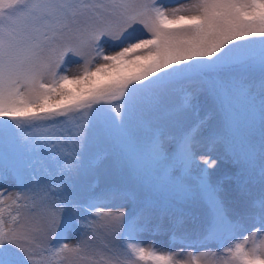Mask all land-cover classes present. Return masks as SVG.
Returning <instances> with one entry per match:
<instances>
[{"label": "snow or ice", "instance_id": "obj_1", "mask_svg": "<svg viewBox=\"0 0 264 264\" xmlns=\"http://www.w3.org/2000/svg\"><path fill=\"white\" fill-rule=\"evenodd\" d=\"M175 2L0 0V118L27 150L0 161V264H264V0ZM205 144L237 171L213 182ZM108 159L116 179L82 190ZM147 231L182 247H145Z\"/></svg>", "mask_w": 264, "mask_h": 264}, {"label": "rangeland", "instance_id": "obj_2", "mask_svg": "<svg viewBox=\"0 0 264 264\" xmlns=\"http://www.w3.org/2000/svg\"><path fill=\"white\" fill-rule=\"evenodd\" d=\"M180 2H185V0H180ZM168 7H176L177 4L175 0H167ZM139 35V33H137ZM70 72L69 75L77 74L80 68L79 63H72L68 65ZM254 82H258L254 78ZM253 91H256L254 88ZM257 98H259L257 96ZM213 113V108L210 102H202L201 108L199 111V118H206L207 119V130L205 135H208L212 130H214L217 126L218 117L215 116ZM8 118H0V161H2L6 166L10 165L11 163L17 162L23 152H26L24 146V139L18 132H15L11 129H6L3 127L4 120ZM259 127L258 121V112H257V128ZM257 140H258V132H257ZM202 156H210L212 159H217V167L215 169H210L209 174L210 178L213 182L223 180L224 175L227 173L229 175H233L237 171V167L233 166L230 162V159L225 156L223 145H217L213 150L211 145L205 144L201 145L197 150V159L199 161L200 166H203V160L200 159ZM35 158V157H34ZM257 165H259V161H257ZM39 169V165H37ZM7 170V168H6ZM258 174V167L254 170ZM195 174V173H194ZM116 179L115 170L113 167V161L111 159L105 160L103 164L97 169V173L94 176H89L85 181L82 182V190L87 191L89 186L99 181V185L103 187L105 184L112 182ZM3 187L7 188L9 191H19L18 188L15 186V180L9 177L5 182ZM224 187L226 189L224 199L226 201V206L230 213L239 218L241 215L245 213L247 207V201L245 200L244 196L238 191L237 184L235 179L228 181L224 180ZM260 185L256 184H249V188L251 189L252 193L255 195L260 191ZM115 211V209H113ZM124 210V209H120ZM192 212L194 215L202 214V206L197 205L192 208ZM245 227L247 231H244L242 235L238 237V239H243L244 236L248 235L249 231L255 230L258 227L257 224L251 218L246 217V224ZM140 240L143 242V246L151 247L155 246L158 249H162L164 251H172L176 252L179 251L182 245L174 241L172 236L169 232H154V231H147L144 232ZM107 241L104 240L103 237H100L95 243L99 246L102 243H106ZM71 243V241H69ZM185 252H196L197 250L194 248H184ZM199 251H215L219 254L220 249L215 245L212 244L208 248H200ZM68 255V260H58L54 261L53 264H69V261L72 260L70 254H62ZM39 261V257H37Z\"/></svg>", "mask_w": 264, "mask_h": 264}, {"label": "trees", "instance_id": "obj_3", "mask_svg": "<svg viewBox=\"0 0 264 264\" xmlns=\"http://www.w3.org/2000/svg\"><path fill=\"white\" fill-rule=\"evenodd\" d=\"M5 118H7V117H5ZM1 119H3V118H1ZM22 153L24 154L25 152L22 151Z\"/></svg>", "mask_w": 264, "mask_h": 264}]
</instances>
